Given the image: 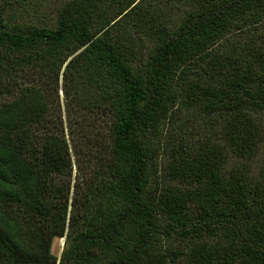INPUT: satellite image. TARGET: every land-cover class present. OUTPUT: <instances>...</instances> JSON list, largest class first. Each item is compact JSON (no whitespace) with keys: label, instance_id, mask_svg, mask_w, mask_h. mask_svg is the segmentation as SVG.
Segmentation results:
<instances>
[{"label":"trees","instance_id":"16d2710c","mask_svg":"<svg viewBox=\"0 0 264 264\" xmlns=\"http://www.w3.org/2000/svg\"><path fill=\"white\" fill-rule=\"evenodd\" d=\"M118 23L135 32L114 38ZM263 28L264 0H72L54 27L0 10V264H264V176L226 166L264 143L251 115L264 110ZM136 34L152 44L143 73ZM64 66L66 122L36 78L53 73L59 106ZM180 106L212 115L215 132L181 137L167 151L174 183H154L144 138ZM100 110L116 118L106 147L91 122Z\"/></svg>","mask_w":264,"mask_h":264},{"label":"rangeland","instance_id":"374dc122","mask_svg":"<svg viewBox=\"0 0 264 264\" xmlns=\"http://www.w3.org/2000/svg\"><path fill=\"white\" fill-rule=\"evenodd\" d=\"M71 1L72 0H0V10H2V12L4 13L6 20L12 25L33 24L39 27H54L55 25H57L61 10ZM110 11L111 13L107 11V13L109 14L106 15V19L101 20L102 26L100 25V27H98L99 34L105 33L106 29L108 28V26L105 27L107 20L115 16L118 9H113ZM180 11L181 10L174 8L171 14L173 17L178 18ZM121 16L122 15H120V17ZM120 17H118V19ZM123 25L126 24L124 23ZM123 25L121 23H118L117 26L111 30V34L114 36V38L123 40L126 38V34H133L135 32V30L131 28H126L124 29L126 33L125 34L123 31ZM263 31L264 28L261 32ZM139 35L140 34H136V37L138 38ZM245 36L246 35L242 33L231 35L230 37L222 40L219 43L218 47L223 49L222 51H229L232 49L233 44L238 43L237 40ZM137 44V50H139V57L135 59L134 62H132L131 66L134 71L143 73L145 69L147 55L151 51L150 48L152 44L149 40L140 37L137 40ZM77 53H79V51H76L73 56ZM64 68L65 66L63 67L60 73L58 84V94L60 101L59 106L57 105V100L55 99V93L53 91V86H55V84H53V79H55L53 73L49 69H45L44 75L37 74L36 78H40L39 82H45L47 92L50 93L54 98L53 103H55V106L52 110V113L57 114L60 108V110L62 111V116L66 122V100L64 82L68 84H70V82L69 80L66 81V79H63ZM176 108L177 107H175V109ZM107 113L108 112H105L103 110H100V112L97 113L94 112L92 116L93 119L91 120L94 127V134L97 135V139L100 141L101 146L104 147L109 145L110 141L112 140V124L116 121L115 114L112 112V110L110 111V115ZM251 115L253 116V118H255V121L259 123V125L261 126V128H263L264 131V110L254 111L251 113ZM213 123L214 121L212 115L209 116L205 113V111H202V109L196 108L188 111L186 110V108L180 106L178 107L177 112L174 113L172 117H169L167 121H165V123L160 126V129L158 130L156 135H146L144 140L152 144L157 154L156 162L158 171L157 175L153 172V179L154 177H156V180H153V182H158L161 185L164 183L173 184L174 181L170 180L169 175L167 173V168L170 161V157L168 156L167 151L172 146L179 144V139H181V137L185 138L188 143H195L199 140H204L207 137H211L215 132V129L212 128ZM75 128H77L78 131L77 136L79 138L84 139L86 137L85 134H87V129L84 127V124L76 125ZM107 150L108 149H106L105 151ZM105 156H107V154H105ZM242 163H247V165L242 166ZM234 165L246 168H249L250 166L252 175L256 177L262 174L264 176V143L261 144L260 150L256 154V156L249 161H245L244 159L240 158L233 151L230 152L228 162L226 164L227 169L231 170ZM64 242L65 238L54 240L52 245V251L54 254H61ZM171 244L173 246H176L179 244V241H172ZM181 264L185 263L182 262Z\"/></svg>","mask_w":264,"mask_h":264},{"label":"water","instance_id":"95a60500","mask_svg":"<svg viewBox=\"0 0 264 264\" xmlns=\"http://www.w3.org/2000/svg\"><path fill=\"white\" fill-rule=\"evenodd\" d=\"M64 244V243H63Z\"/></svg>","mask_w":264,"mask_h":264}]
</instances>
